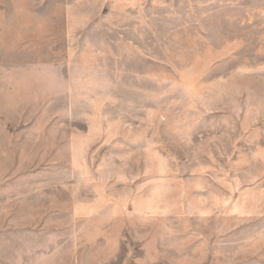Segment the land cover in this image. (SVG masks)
Returning a JSON list of instances; mask_svg holds the SVG:
<instances>
[{
	"label": "rangeland",
	"instance_id": "rangeland-1",
	"mask_svg": "<svg viewBox=\"0 0 264 264\" xmlns=\"http://www.w3.org/2000/svg\"><path fill=\"white\" fill-rule=\"evenodd\" d=\"M0 264H264V0H0Z\"/></svg>",
	"mask_w": 264,
	"mask_h": 264
}]
</instances>
